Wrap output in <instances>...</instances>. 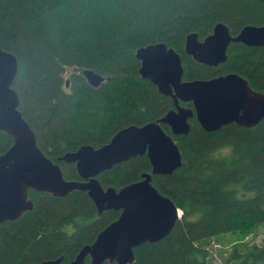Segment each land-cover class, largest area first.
Here are the masks:
<instances>
[{"label":"trees","instance_id":"1","mask_svg":"<svg viewBox=\"0 0 264 264\" xmlns=\"http://www.w3.org/2000/svg\"><path fill=\"white\" fill-rule=\"evenodd\" d=\"M217 21L232 33L246 23L263 24L264 0H0V47L16 56L12 86L39 148L58 162L65 177L78 178L73 163L58 159L63 152L83 143L98 146L120 127L157 119L173 107L169 95L138 74L134 49L148 42L164 41L181 54L184 79L236 71L264 91V45L231 42L227 60L218 66L184 52L189 31L202 38ZM82 68L103 79L90 86ZM189 122L188 134H172L182 166L151 176L181 214L169 235L133 247L130 264H206L208 237L246 233L264 221V119L253 127L232 122L212 132L194 115ZM10 143L11 136L0 130V153ZM149 169L143 153L96 177L102 186L117 188ZM28 195L32 209L0 222V264L58 255L59 264H69L80 246L118 214L113 209L97 213L81 190L57 197L28 189ZM225 261L264 264V239L235 245Z\"/></svg>","mask_w":264,"mask_h":264},{"label":"water","instance_id":"2","mask_svg":"<svg viewBox=\"0 0 264 264\" xmlns=\"http://www.w3.org/2000/svg\"><path fill=\"white\" fill-rule=\"evenodd\" d=\"M231 41L264 45V23H247L232 34L225 22L217 21L202 39L196 31H189L184 51L198 62L217 65L227 60ZM133 54L139 62V76L156 85L160 93L169 95L174 106L157 119L120 127L98 146L83 143L63 152L58 159L73 163L78 176L67 178L58 162L39 148L31 126L18 108V95L12 86L17 59L14 53L0 47V130L11 136V143L0 153V222L14 220L32 209L28 189L57 197L81 190L92 200L97 213L107 209L118 211L91 242L80 246L69 264H85V256L88 264H130L133 247L169 235L180 216L179 207L152 183L151 176L169 175L182 166L181 151L172 134H188L190 117L194 115L208 132L232 122L253 127L264 119V91L253 88L236 71L184 79L180 53L161 40L139 45ZM81 74L92 87L103 79L90 68H82ZM143 153L150 169L140 172L137 179L115 188L102 186L96 177L113 164ZM60 260L58 255L29 264H59Z\"/></svg>","mask_w":264,"mask_h":264},{"label":"rangeland","instance_id":"3","mask_svg":"<svg viewBox=\"0 0 264 264\" xmlns=\"http://www.w3.org/2000/svg\"><path fill=\"white\" fill-rule=\"evenodd\" d=\"M264 239V221L246 233L225 232L207 238L209 255L206 264H238L235 261H225L232 247L245 246L252 242L260 243Z\"/></svg>","mask_w":264,"mask_h":264},{"label":"flooded vegetation","instance_id":"4","mask_svg":"<svg viewBox=\"0 0 264 264\" xmlns=\"http://www.w3.org/2000/svg\"><path fill=\"white\" fill-rule=\"evenodd\" d=\"M215 23H216V22H215ZM246 24H247V23H246ZM244 25H245V24H244ZM213 26H214V25H213ZM227 26H228V25H227ZM242 26H243V25H242ZM242 26H241V27H242ZM228 27H229V26H228ZM241 27H240V28H241ZM240 28H239V29H240ZM212 29H213V28H212ZM239 29H238V31H239ZM229 30H230V28H229ZM238 31H236V33H237ZM196 32H197V31H196ZM230 32H231V30H230ZM231 33H232V32H231ZM208 34H209V33H208ZM232 34H235V33H232ZM205 36H206V35H205ZM205 36H204V37H205ZM198 37H199V36H198ZM204 37H202V38H204ZM202 38H199V39H202ZM231 42H241V41H231ZM231 42H230V43H231ZM184 43H185V40H184ZM230 43H229V45H230ZM241 43H242V42H241ZM243 44H244V43H243ZM229 45H228V47H229ZM244 45H246V44H244ZM252 46H254V45H252ZM256 46H260V45H256ZM228 47H227V49H228ZM184 52H185V51H184ZM180 55H181V54H180ZM187 55H188V54H187ZM189 56H191V55H189ZM191 57H192V56H191ZM181 59H182V57H181ZM194 60H195V59H194ZM195 61H196V60H195ZM197 62H198V61H197ZM224 62H225V61H224ZM201 63H202V62H201ZM222 63H223V62H222ZM204 64H205V63H204ZM220 64H221V63H219V64H217V65H211V66H218V65H220ZM227 72H229V71H227ZM67 83H68V82H67ZM65 85H67V84L65 83ZM180 103L183 104L182 101H180ZM185 103H186V102H185ZM173 106H174V105H173ZM110 136H111V135H110ZM106 141H107V140H106ZM106 141H105V142H106ZM65 163H70V162H65ZM113 187H114V186H113ZM115 188H116V187H115Z\"/></svg>","mask_w":264,"mask_h":264},{"label":"built area","instance_id":"5","mask_svg":"<svg viewBox=\"0 0 264 264\" xmlns=\"http://www.w3.org/2000/svg\"><path fill=\"white\" fill-rule=\"evenodd\" d=\"M178 212H179V214L181 213V209L180 208H178Z\"/></svg>","mask_w":264,"mask_h":264}]
</instances>
